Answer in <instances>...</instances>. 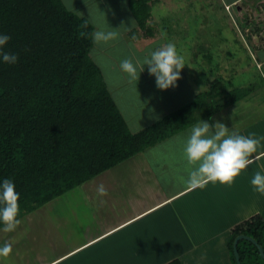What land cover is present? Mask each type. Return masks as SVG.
Here are the masks:
<instances>
[{"label": "trees", "instance_id": "1", "mask_svg": "<svg viewBox=\"0 0 264 264\" xmlns=\"http://www.w3.org/2000/svg\"><path fill=\"white\" fill-rule=\"evenodd\" d=\"M153 2L129 0L148 36L155 34L148 25ZM246 16L244 30L252 20ZM254 22L262 28V21ZM94 29L64 0H0V34L11 37L4 51L19 57L14 65L0 60V183L14 182L21 220L51 201L66 208L64 194L252 90L251 85L238 90L216 75L192 100L133 130L92 55ZM261 78L264 83L262 73ZM239 233L254 236L264 247V216L255 213L233 229L234 264L233 240ZM238 249L242 264H264L252 241L241 239ZM163 264L183 261L175 257Z\"/></svg>", "mask_w": 264, "mask_h": 264}, {"label": "rangeland", "instance_id": "2", "mask_svg": "<svg viewBox=\"0 0 264 264\" xmlns=\"http://www.w3.org/2000/svg\"><path fill=\"white\" fill-rule=\"evenodd\" d=\"M79 1L66 0V4L79 14L87 16L95 27L94 31L119 29V37L116 40L107 44L94 43L91 52L102 67L111 91L133 130L142 128L145 124L192 100L200 90L209 86L216 75L220 74L224 76V81L230 80L229 83L238 90L249 88L250 85L252 90L247 91L248 94H245L243 100L218 110L210 118L206 116L200 120L213 125L219 120L231 128L241 123H244V126H250L259 119L264 120V83L261 78V73L264 76L263 10L261 11L263 15L260 14L259 19L256 17L253 20L251 17L253 21L251 20L252 22L244 30L241 24L247 18L246 10L242 7L239 12L236 5L226 6L224 0H155L152 4V18L148 21V25L152 27L155 34L148 36L147 30L139 26L136 16L130 9L129 0ZM245 1L253 2V0ZM248 16L250 18V15ZM257 20L262 21L261 29L256 27L254 21L257 22ZM247 34H250V38ZM169 42L174 43L178 52L185 57L186 66L181 72L182 78L177 81V87L168 90L158 89L156 78L149 74L147 66L140 74L139 80H132L121 71L122 59L129 57L133 62L138 59L142 61L149 52ZM253 44L259 47L255 48ZM171 106L173 107L170 108ZM200 120L191 125L194 126ZM165 141L174 143L173 148H175V136L161 142ZM168 157L164 170L175 176V158ZM128 174L130 177L133 176L131 170ZM72 193L68 195L71 202V205L67 203L68 209L60 208L64 213L72 211L74 200L79 199ZM46 208L43 206V209ZM60 214L51 208L41 212L35 210L23 218L15 231L5 233L0 230V246L5 242H10L13 246V252L10 255L13 261L9 263L0 258V264H15L21 259L17 257L19 251L22 264H42L45 260L53 258L72 247L77 241L84 239L82 227L78 226V222H76L77 226L72 222L75 216L72 220L66 221L68 216L65 214L63 219ZM85 216L80 222L86 221ZM105 222L108 223V220L106 219ZM117 234L110 235L108 239ZM225 238L224 234L218 239ZM17 243L18 246L14 247ZM127 243L129 244L128 241ZM168 246L172 247L160 245L157 248L156 252L161 258L156 259L153 264L165 262L169 258L165 254L180 247L179 244L175 245V242ZM95 247L99 248L97 245ZM139 249L144 255L149 256L150 251L147 252L143 247ZM205 249L210 251L209 247ZM72 253L68 254V258L63 257L57 260L56 264H98L96 258V263H93L90 257H86L90 253L88 248L78 252L77 255L70 256ZM100 253L102 257L103 255L105 257L103 250ZM172 253L174 254L171 256H174L175 252ZM229 253L232 256L230 250ZM194 254L198 256L200 250L194 251ZM218 258L219 261L216 264H226L224 254L219 255ZM202 259L203 264H209L206 258ZM230 260L233 263V259ZM191 264L196 262L191 261Z\"/></svg>", "mask_w": 264, "mask_h": 264}, {"label": "crops", "instance_id": "3", "mask_svg": "<svg viewBox=\"0 0 264 264\" xmlns=\"http://www.w3.org/2000/svg\"><path fill=\"white\" fill-rule=\"evenodd\" d=\"M224 1L226 6L236 5L239 12L244 7L253 19H259L264 14V0L246 1L243 5L239 4L242 0ZM177 99L180 101L178 96ZM191 127L189 125L172 135L175 136V148L172 142H159L95 176L94 181L91 179L83 183L76 188L78 190L64 194L66 208L63 204L58 206L57 202L51 201L45 205L46 209H36L41 212L51 208L57 214L64 213L61 210L68 209L67 203L71 205L68 195L74 192L72 194L79 199L74 200L72 211L60 215L64 219L66 214V221L75 216L72 222L75 225L78 222L85 234L84 239L42 264H56L63 257L68 258L69 253L73 252L70 256L77 255L87 248L90 253L86 257H90L93 263H96V258L98 264H153L161 258L156 252L157 248L160 245L172 247L168 245L174 242L180 247L172 251L175 252L174 256H171L174 253L170 251L166 253L165 256L169 258L165 262L179 257L186 264H191V261L203 264L202 258H206L209 264H216L218 256L224 254L225 263L234 264L229 253L233 229L255 213L264 216V194L256 191L251 184L256 172L264 174V156L249 165L230 185L216 182L208 183L203 188L190 189L181 182L180 177L186 175L183 171L185 161L182 142L189 135ZM236 128L241 134L260 141L254 157L264 152V120L259 119L250 126L241 123ZM168 156L175 158V176L164 170ZM129 170L132 177L128 174ZM99 183L105 184L107 196L99 197L96 194ZM84 216L86 221L80 222ZM112 234L117 235L109 240ZM224 234V240L218 239ZM17 246L18 243L14 247ZM139 247L150 251L149 256L144 255ZM205 247H209L210 251ZM102 250L105 257L100 253ZM198 250L200 254L196 256L194 251ZM17 257L21 259L15 264H22L20 251ZM12 261L10 257L6 260L9 263Z\"/></svg>", "mask_w": 264, "mask_h": 264}, {"label": "clouds", "instance_id": "4", "mask_svg": "<svg viewBox=\"0 0 264 264\" xmlns=\"http://www.w3.org/2000/svg\"><path fill=\"white\" fill-rule=\"evenodd\" d=\"M239 4L243 5L242 2ZM131 23L133 26L134 20ZM80 35L83 37L88 34L81 32ZM118 37L119 29H99L91 33V39L96 44H107ZM10 40L9 35L0 34V60L5 64L14 65L18 62V55L4 51ZM145 66L148 67L149 74L156 78L157 88L168 90L178 86L177 81L182 78L181 72L186 65L185 57L171 42L149 52L142 61L138 59L133 62L129 57L120 61L121 71L132 80H139ZM150 118L152 117L150 116ZM182 144L186 175L181 176L180 180L190 189L203 188L208 183L216 182L230 185L249 165L264 156V152L255 157L253 155L257 153L260 145L259 140L241 134L235 125L229 129L219 120L214 125L200 120L191 127L189 135ZM251 184L256 191L264 194V174L256 172ZM96 194L99 197L108 195L104 183H99L96 186ZM19 200L20 195L16 191L14 182L11 179H4L0 183V223L3 224V228L0 230L5 233L15 231L22 223L18 218ZM12 252L13 246L10 242H5L0 246V258L7 260Z\"/></svg>", "mask_w": 264, "mask_h": 264}, {"label": "water", "instance_id": "5", "mask_svg": "<svg viewBox=\"0 0 264 264\" xmlns=\"http://www.w3.org/2000/svg\"><path fill=\"white\" fill-rule=\"evenodd\" d=\"M241 2H242V4H246L245 1H241ZM250 16H252V14H250ZM241 239H248V240L252 241L257 246V248L260 251L262 257H264V247L262 246L261 243H259V241L254 236L249 235L247 233H239V234H237L235 236L234 241H233V250H234V253H235L236 264H242L240 253H239V249H238V243H239V241Z\"/></svg>", "mask_w": 264, "mask_h": 264}, {"label": "flooded vegetation", "instance_id": "6", "mask_svg": "<svg viewBox=\"0 0 264 264\" xmlns=\"http://www.w3.org/2000/svg\"><path fill=\"white\" fill-rule=\"evenodd\" d=\"M264 36V35H263Z\"/></svg>", "mask_w": 264, "mask_h": 264}]
</instances>
